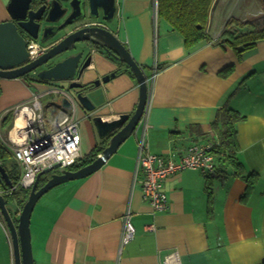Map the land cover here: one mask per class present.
Returning a JSON list of instances; mask_svg holds the SVG:
<instances>
[{
  "label": "crops",
  "instance_id": "obj_1",
  "mask_svg": "<svg viewBox=\"0 0 264 264\" xmlns=\"http://www.w3.org/2000/svg\"><path fill=\"white\" fill-rule=\"evenodd\" d=\"M9 2L0 0V22L9 18ZM116 2L110 28L147 76L158 71L149 92L148 117L98 171L51 189H56V197L47 214L41 209L35 226L33 219L31 223L35 264H164L174 251L181 264H264V40L241 60L229 46L207 39L187 49L184 36L167 21L159 16L156 23L154 0ZM244 4L245 0L214 1L208 27L214 39L223 33L228 19L257 14L244 9ZM231 66L233 72L222 76ZM114 70H119L115 78L86 91L94 112L76 107L81 156L100 142L94 115L111 121L133 114L140 100L139 82L130 68L102 50L94 53L81 81L90 85ZM32 77L31 83L29 78L1 79L0 113L30 100L34 93L65 84L34 82ZM54 92L49 94L50 104L57 96ZM226 106L246 116L237 124L238 156L245 176L259 174L252 193L244 196L246 177L235 175L228 165L226 173L213 175L210 203L208 175L186 169L165 182L169 209L154 212L143 200L141 185L134 183L139 138L145 134L152 153L181 152L206 142L203 137L212 134L211 126ZM128 210L136 231L122 246Z\"/></svg>",
  "mask_w": 264,
  "mask_h": 264
},
{
  "label": "water",
  "instance_id": "obj_2",
  "mask_svg": "<svg viewBox=\"0 0 264 264\" xmlns=\"http://www.w3.org/2000/svg\"><path fill=\"white\" fill-rule=\"evenodd\" d=\"M100 10L104 20L112 22L117 13L116 0H11L8 11L12 18L0 22V79L21 78L55 61L37 73L40 80L65 83L53 93L57 96L52 104L56 102L67 110L79 105L88 112L95 111V105L86 94L87 89L109 82L118 75L119 70L93 80L90 85L82 82V77L89 72L94 60V53L90 50L92 45H98L114 60L126 64L139 82L140 100L133 114H121L111 121L104 120L100 115L92 117L99 137L109 139L104 152L77 170L53 172L59 166L55 165L41 172L18 213L17 223L6 206L5 196L0 192V213L11 235L15 264H35L31 221L41 197L56 186L83 179L98 171L120 145L136 132L146 111L149 100L148 76L116 33L94 22L100 17ZM16 20H20L19 23ZM81 20L85 21V26L77 28ZM20 27L41 43L53 41L52 46L29 60L28 41L19 31ZM0 171L5 181L10 183L9 175L1 165ZM49 173L52 174L48 181L41 186L42 176Z\"/></svg>",
  "mask_w": 264,
  "mask_h": 264
},
{
  "label": "built area",
  "instance_id": "obj_3",
  "mask_svg": "<svg viewBox=\"0 0 264 264\" xmlns=\"http://www.w3.org/2000/svg\"><path fill=\"white\" fill-rule=\"evenodd\" d=\"M154 15L157 23L159 18V0H154ZM32 57L38 54L40 45L31 42ZM36 49V51H34ZM158 71L154 69L148 76L147 83L152 88ZM59 88L53 89L58 91ZM52 90L44 93L33 94L30 100L16 105L12 111L21 119L16 132L7 135V146L13 152L18 168L21 170L19 184L25 189H31L37 176L46 169L59 165L60 170L69 169L81 156L80 147L82 136L80 121L76 116V107L72 110L58 108L56 111L45 113L42 98L49 95ZM149 100L146 111L141 119V124L146 122L149 112ZM11 110L0 114V119L6 117ZM16 122L14 123V127ZM213 144L199 142L189 145L181 152H172L169 155L152 153L146 145L145 134L139 138L136 177L134 183H139L143 191V200L150 204L154 212H164L170 207V198L165 190V182L171 176L186 169L200 170L204 174L215 171V155L212 151ZM131 210L124 216V234L122 246L130 242L135 236V226L131 220ZM8 232V227L3 221ZM153 230L154 226H150ZM11 239L10 232H8ZM15 264L14 258L12 263ZM164 264H181L179 252L170 253Z\"/></svg>",
  "mask_w": 264,
  "mask_h": 264
},
{
  "label": "trees",
  "instance_id": "obj_4",
  "mask_svg": "<svg viewBox=\"0 0 264 264\" xmlns=\"http://www.w3.org/2000/svg\"><path fill=\"white\" fill-rule=\"evenodd\" d=\"M215 0H159V16L167 21L171 28L181 33L185 38L187 49L194 47L203 39L211 41L212 44L221 47H228L235 51L238 59L244 58L245 52L254 48L259 41L264 40V15L262 20L244 21L238 18L227 20L221 35L214 39L208 30L211 16V9ZM262 9H264V0H260ZM264 13V10H263ZM145 70V67H143ZM234 70V66L228 67L222 72V76L230 75ZM133 74V72L130 70ZM2 88L0 83V96ZM7 117V116H6ZM5 119L7 120L8 118ZM246 119L238 110L226 106L220 111L217 120L212 124V134L203 137L204 141L213 144L212 151L215 155L216 167L213 173L208 175V189L210 193V203L212 201V178L218 173H226V166L235 169V175L246 177L247 187L245 197H248L254 190L259 179V174L251 172L245 176L246 168L239 159L238 130L237 124ZM5 120V121H6ZM109 144L108 137L100 138V142L96 144L92 150L84 156H80L76 163L69 167L71 170H77L85 165L93 162ZM0 165L5 168L9 175L10 183L5 181L0 171V191H6L10 187H14L13 192L4 194L7 205L9 201L14 202L15 208L9 210L15 220L18 222V213L21 206L28 199L31 189H25L20 186V169L17 162L13 159L12 151L0 141ZM212 174V175H211ZM41 186L45 184L49 175H43L41 178ZM19 209V210H18Z\"/></svg>",
  "mask_w": 264,
  "mask_h": 264
},
{
  "label": "rangeland",
  "instance_id": "obj_5",
  "mask_svg": "<svg viewBox=\"0 0 264 264\" xmlns=\"http://www.w3.org/2000/svg\"><path fill=\"white\" fill-rule=\"evenodd\" d=\"M262 6L261 5V1L260 0H245V4H244V9L246 10H256L258 11L257 14L253 15L251 17V15H247L244 17V21H247V20H262L263 19V10L262 9ZM262 11V12H260ZM246 12V11H245ZM235 18V17H233ZM30 40V43L27 44V49H28V52L30 51V44L31 42L33 44H39L40 45V48L41 47H45L47 48V44H43V43H39L38 41L35 42V40H33V38L29 39ZM50 44V43H49ZM44 50V49H42ZM40 52V51H39ZM36 57V56H35ZM35 57H32L31 55V51L29 52V60H33ZM32 76L34 77V82H46L44 80H40V78L37 77V74H32ZM21 78H28L27 75L21 77ZM28 82H30V77L28 79ZM48 82V81H47ZM34 94H38L37 93H34ZM53 98L52 95H49V96H45L42 98V102L44 104V107H45V113L46 115L48 116L49 113H52L54 111H56L58 108H60L58 105V103L55 102V104H50L49 101ZM18 105V104H17ZM16 106V105H15ZM13 106L12 108H10L9 110L10 113L7 115L6 118H8L7 120L6 119H0V141L7 146V144L5 142H7V135L11 132V130L13 129L14 127V123L16 122V117L12 111V109L15 107ZM56 108V110L54 109ZM6 120V121H5ZM8 147V146H7ZM9 148V147H8ZM10 149V148H9ZM12 156H13V159L17 162L13 152H12ZM18 164V163H17ZM20 169V168H19ZM66 170V169H65ZM63 170H60L59 168H56L53 170V172H61ZM52 173H49V174H46V175H51ZM20 175H21V170H20ZM20 181V180H19ZM21 186V185H20ZM13 187V186H12ZM11 187V188H12ZM55 188V187H54ZM51 191V190H50ZM47 192L45 195H43L41 197V199L38 201V203L36 204V207L34 209V212H33V215H32V219H33V227L35 226V220H36V216L41 212V209L44 210L43 211V214L44 216L47 214V206L50 202L51 199H55L56 197V194L54 192H56V189H54L53 191L51 192ZM8 206L14 210L15 208V204L14 202L12 201H9L8 203ZM19 207L22 208V206L19 204ZM19 210V209H18ZM19 216V215H17ZM34 216V217H33ZM47 217V216H46ZM4 218L2 217L1 213H0V264H11L12 263V259H13V246H12V241L11 239L9 238V235H8V232L6 231L5 227H4ZM32 223V221H31ZM31 227H32V224H31Z\"/></svg>",
  "mask_w": 264,
  "mask_h": 264
},
{
  "label": "flooded vegetation",
  "instance_id": "obj_6",
  "mask_svg": "<svg viewBox=\"0 0 264 264\" xmlns=\"http://www.w3.org/2000/svg\"><path fill=\"white\" fill-rule=\"evenodd\" d=\"M11 1V0H10ZM8 8V7H7ZM9 12V11H8ZM20 12V10L18 11V12H16V13H19ZM11 15H10V13H9V18L7 19V20H11ZM19 21L20 20H16L15 22L16 23H19ZM97 25H103V26H106L107 28H109L111 31H112V29L110 28V23L111 22H107V21H105L104 20V18H103V14H102V11L100 10V17H98L95 21H94ZM85 24V21H83V20H81L76 26H78L77 28H81V27H83V26H85L84 25ZM19 31L25 36V38L27 39V41H28V43H30V38L32 39L33 37H31L30 35H28L21 27L19 28ZM33 40H35V42H39L40 43V41L39 40H36V39H34L33 38ZM55 41V40H54ZM53 42V41H52ZM52 42L50 41V42H48V43H46L47 44V48H45V47H41V48H39V51H41L42 49H44V50H48L49 48H50V46H52ZM50 43V44H49ZM43 44H45V43H43ZM90 50H92V52L93 53H97L98 51H101L100 50V48L98 47V45H92V46H90ZM38 51V52H39ZM30 52V51H29ZM38 55V54H37ZM36 55V56H37ZM55 61H50L49 62V64L48 65H45V66H43V67H40V68H38V69H36L35 71H32L31 73H29V74H27V77L29 78L30 77V79H31V76H32V74H37L40 70H42L43 68H46V67H49V66H51V64H53ZM33 78V77H32ZM0 83H1V79H0ZM59 88H61V87H59ZM1 114V113H0ZM4 119H5V117H4ZM13 189H14V187H10L9 189H7L6 191L4 190V191H0L3 195L6 193V194H11L12 192H13Z\"/></svg>",
  "mask_w": 264,
  "mask_h": 264
},
{
  "label": "bare ground",
  "instance_id": "obj_7",
  "mask_svg": "<svg viewBox=\"0 0 264 264\" xmlns=\"http://www.w3.org/2000/svg\"><path fill=\"white\" fill-rule=\"evenodd\" d=\"M34 51H36V49H35ZM20 123H21V119L18 118V120L16 121V126L13 127V129L11 130L12 133H15V132H16V129H17V127L20 125ZM81 157H82V156H81Z\"/></svg>",
  "mask_w": 264,
  "mask_h": 264
}]
</instances>
